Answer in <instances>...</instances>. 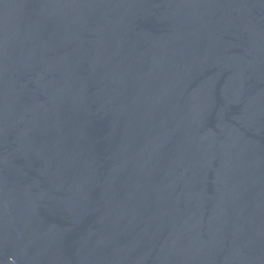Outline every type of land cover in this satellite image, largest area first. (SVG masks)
Instances as JSON below:
<instances>
[{
  "label": "water",
  "instance_id": "95a60500",
  "mask_svg": "<svg viewBox=\"0 0 264 264\" xmlns=\"http://www.w3.org/2000/svg\"><path fill=\"white\" fill-rule=\"evenodd\" d=\"M0 264H264V0H0Z\"/></svg>",
  "mask_w": 264,
  "mask_h": 264
}]
</instances>
